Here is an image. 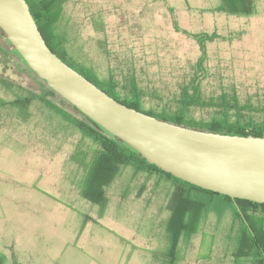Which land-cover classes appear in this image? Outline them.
Instances as JSON below:
<instances>
[{"label": "rangeland", "instance_id": "rangeland-1", "mask_svg": "<svg viewBox=\"0 0 264 264\" xmlns=\"http://www.w3.org/2000/svg\"><path fill=\"white\" fill-rule=\"evenodd\" d=\"M249 14L220 11L222 0H68L57 22L67 52L84 68L120 82L134 79L144 106L176 108L200 55L190 32L215 31L226 38L206 44L205 96L237 93L264 101V0ZM0 35V101L15 91L40 93L45 83L4 51ZM77 120L82 115L50 97ZM28 118L0 105L1 264H169L165 196L169 183L145 182L127 168L105 187L103 208L80 195L81 154L90 140L42 102ZM189 113V111L187 112ZM210 118L205 108L190 111ZM78 158V160H77ZM230 209L211 213L189 241L179 242L171 264H250L236 257ZM234 233V234H233Z\"/></svg>", "mask_w": 264, "mask_h": 264}, {"label": "trees", "instance_id": "trees-1", "mask_svg": "<svg viewBox=\"0 0 264 264\" xmlns=\"http://www.w3.org/2000/svg\"><path fill=\"white\" fill-rule=\"evenodd\" d=\"M25 1L49 48L66 64L117 101L158 119L195 129L225 134L264 136L263 100L247 99L242 101L237 93L226 91L207 97L202 91L201 80L206 74V44L230 38L215 31L190 32L180 28L174 22L176 30L184 32L198 43L200 55L193 65L190 79L176 98V108L162 107L160 110H156L152 106H144L143 94L134 79L122 83L115 79L112 73L102 78L95 70L80 66L67 52L65 47L67 38L64 33L58 30L57 22L61 17L64 4L68 0ZM254 8V0H222L218 9L231 13L249 14ZM0 35L7 47L3 52L11 60L23 65L40 79L26 65L1 30ZM40 80L45 83L40 93L26 90L15 91L13 99L9 101L1 99L0 105H9L16 110L18 117L26 119L30 114V105L35 101L42 102L62 119L73 124L83 137L90 140L89 152L81 154V160L77 158L84 171L79 190L83 198L103 208L107 202L104 193L105 187L109 186L113 179L127 168L132 171L135 177L139 173L146 175L144 183L138 189V194H141L145 188V182L155 176L157 178L155 186H159L162 180L169 183L165 196L168 219L165 226L167 248L164 256H167V263L171 264L176 260L179 242L181 240L189 241L211 213H215L219 218L226 210L230 209L233 215L231 228L234 229L237 225L236 236H234L236 245L233 254L238 258H245L250 264H264V203L233 198L198 187L148 163L137 151L108 133L57 94L44 80ZM50 97L60 98L70 104L82 115L84 120H77L66 113L51 101ZM196 108H205L211 112L210 118H196L190 113L192 109ZM188 111L189 113H187ZM1 263L2 259H0Z\"/></svg>", "mask_w": 264, "mask_h": 264}, {"label": "water", "instance_id": "water-1", "mask_svg": "<svg viewBox=\"0 0 264 264\" xmlns=\"http://www.w3.org/2000/svg\"><path fill=\"white\" fill-rule=\"evenodd\" d=\"M0 30L51 89L148 163L198 187L264 203V136L195 129L117 101L49 48L25 0H0Z\"/></svg>", "mask_w": 264, "mask_h": 264}]
</instances>
